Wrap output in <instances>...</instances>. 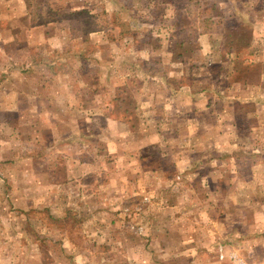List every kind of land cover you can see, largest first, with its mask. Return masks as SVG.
Here are the masks:
<instances>
[{
  "label": "rangeland",
  "instance_id": "1",
  "mask_svg": "<svg viewBox=\"0 0 264 264\" xmlns=\"http://www.w3.org/2000/svg\"><path fill=\"white\" fill-rule=\"evenodd\" d=\"M98 1L0 2L77 37L29 46L0 17V264H264L260 26L240 4Z\"/></svg>",
  "mask_w": 264,
  "mask_h": 264
},
{
  "label": "crops",
  "instance_id": "2",
  "mask_svg": "<svg viewBox=\"0 0 264 264\" xmlns=\"http://www.w3.org/2000/svg\"><path fill=\"white\" fill-rule=\"evenodd\" d=\"M10 1H14V0H0V2H3V3L7 2L6 6H8V5L10 6V3H12ZM97 1L98 0H86V2H90L89 4L91 5V7H93V4H95V2H97ZM102 1L108 3L109 7L105 8V10L109 14L111 12H113L114 9H117L118 15H125L123 12L125 9L111 8V5H113V2H115V1L122 2V0H102ZM140 1L141 0H130V2L128 3V6L131 7L133 5L132 9H135L136 6L140 5ZM204 1H213L210 4L211 9L214 7H217V6H219L220 9H222V5L220 6V4H218V2H224V3L227 2L230 4V6L233 7V9H235V11H233V13L240 12V11H238V5L240 4L241 5V7H240L241 11H243V13H245L246 15H248L250 17L251 25L260 26L259 28L262 31L261 32V35H262L261 39L264 42V0H204ZM98 2H100V1H98ZM122 5L124 6V4H122ZM129 7H128L127 12H130L129 10L131 8H129ZM71 11H75V8H74V10H71ZM89 11L87 13L89 15H91V13H93V11H90V12ZM240 13L236 14V15L240 16L241 15ZM170 14L172 15V10H170ZM209 15L210 14H205V16L207 18H210ZM0 17H22V19L26 18L27 27H26L25 31H23V34H25L26 39H28L27 45H29V46L33 45L30 42L31 39H35L36 37L42 38L43 41L57 42L56 47H59V45L63 46L64 44H68V43L71 47L72 44L75 45L77 43V37L73 38L70 35L71 34L70 26L68 24L63 23L59 19L53 20V21L52 20L47 21L45 23H39V24L38 23L37 24L32 23V24H30L29 22H30L31 13L29 12V10L26 9V7L23 4L20 7L12 6L9 9H4V12L0 13ZM130 28H131L130 34L127 33V36H125V35L120 36L118 46L120 47V52L123 51L124 53H127L126 56H128V59L131 58V60L135 62L136 60H139V58L141 59V57H142V55H141L142 49L138 46L137 42H135V39H136L135 30H136V28L137 29L140 28V26L139 25L136 26L135 23H133V26H131ZM174 28H175V24L173 23V21H171L170 24H167L165 31H167V33L170 32V34L177 32ZM96 32H99V31H96ZM101 32H102L101 34H105V36H108L109 35L108 32H110V28L105 29ZM93 33L94 32L92 30L88 31V34H93ZM23 41H24V39H23ZM169 41H172V40L170 39V40H168V42ZM199 41H200L199 46L201 45L202 53L204 54L206 52V50L204 51L205 45L203 42H207V39L201 37V38H199ZM168 42L167 41L165 42V40H163V43L159 42L158 44H160L162 47L163 46L165 47V49H163V52H165L167 54V56L169 55L170 57L172 55L171 50H173V49H171L172 43L173 44L175 43L178 47H182V45L185 44V42H182V41L181 42L180 41L171 42V43H168ZM165 43H166V46H165ZM260 48H261V50L258 52L261 54V56L257 61L262 68L261 69V71H262L261 80H263L264 79V43H261ZM146 52L151 54V50L146 51ZM176 56L177 55H175L172 58L175 59ZM163 59H165V61L167 63L169 62V64H173V65L179 64L184 68L185 61H184L183 57H181L179 59L176 58V59H178V61H171V59H169V57L162 58V61H163ZM186 69L187 68H185V70H183L182 68L178 69V73L176 72V80L177 81L178 80L179 81L185 80V77L187 75ZM186 78L188 79V77H186ZM123 82L124 81L121 79V83H123ZM186 87L187 86L185 85V83H183V82L178 83V86L176 87V90H175V95L177 93V95H179L178 96L179 98H183L184 94H187ZM133 90H135V89H133ZM70 108H71V106H70ZM121 190L122 189L119 188V191H121Z\"/></svg>",
  "mask_w": 264,
  "mask_h": 264
},
{
  "label": "trees",
  "instance_id": "3",
  "mask_svg": "<svg viewBox=\"0 0 264 264\" xmlns=\"http://www.w3.org/2000/svg\"><path fill=\"white\" fill-rule=\"evenodd\" d=\"M82 12H84V11H83V10H79V11H75L74 13H75V14H79V13H82ZM39 23H40V22H39ZM39 23H38V24H39Z\"/></svg>",
  "mask_w": 264,
  "mask_h": 264
},
{
  "label": "built area",
  "instance_id": "4",
  "mask_svg": "<svg viewBox=\"0 0 264 264\" xmlns=\"http://www.w3.org/2000/svg\"><path fill=\"white\" fill-rule=\"evenodd\" d=\"M219 256L222 257V254L220 253Z\"/></svg>",
  "mask_w": 264,
  "mask_h": 264
}]
</instances>
